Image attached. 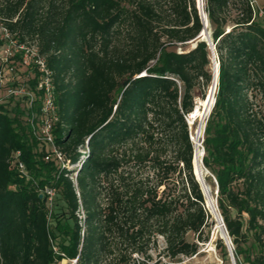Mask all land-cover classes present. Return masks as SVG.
I'll use <instances>...</instances> for the list:
<instances>
[{
  "label": "trees",
  "instance_id": "16d2710c",
  "mask_svg": "<svg viewBox=\"0 0 264 264\" xmlns=\"http://www.w3.org/2000/svg\"><path fill=\"white\" fill-rule=\"evenodd\" d=\"M259 11L249 0L204 3L218 83L202 166L236 264H264ZM0 20L19 43L35 42L52 72V134L68 161L60 168L45 160L24 99L11 97L13 109L0 104V264H132L134 254L149 258L158 236L168 258L195 255L187 235L201 238L211 217L186 116L196 86L213 79L196 0H0ZM19 60L15 70L26 79L10 85L35 92L38 73ZM16 151L27 175L11 164ZM45 187L55 192V209ZM216 247L229 261L222 239Z\"/></svg>",
  "mask_w": 264,
  "mask_h": 264
},
{
  "label": "built area",
  "instance_id": "2783aa9c",
  "mask_svg": "<svg viewBox=\"0 0 264 264\" xmlns=\"http://www.w3.org/2000/svg\"><path fill=\"white\" fill-rule=\"evenodd\" d=\"M202 8L204 9V0H201ZM250 5H256L257 0H249ZM259 16L264 15V12L259 11ZM0 87H7L5 96L21 98L26 102V106L30 111L28 121L32 129L34 138L46 147L45 160H54L60 168L68 167V161L65 159L62 152L54 144V136L52 129L57 122V105L55 102V87L52 79V72L46 66L44 59L40 56L35 45L27 43H19L13 35L8 31L5 24L0 21ZM20 55L18 63L23 66L28 72L37 71L38 79L35 86V92L26 88L25 84L18 83L15 86H7L8 82L14 83L15 77V57ZM0 97V104L2 103ZM36 107V109H35ZM87 147V142L85 143ZM11 164L18 171L27 175L24 163L20 160V152L16 151L11 159ZM75 179V174L71 176ZM42 193L46 195L49 204H52L55 192L53 189L45 187ZM71 264H75L73 260Z\"/></svg>",
  "mask_w": 264,
  "mask_h": 264
},
{
  "label": "rangeland",
  "instance_id": "374dc122",
  "mask_svg": "<svg viewBox=\"0 0 264 264\" xmlns=\"http://www.w3.org/2000/svg\"><path fill=\"white\" fill-rule=\"evenodd\" d=\"M204 3H205V0H204ZM196 6H197V1H196ZM256 7L258 9L264 10V0H257ZM27 44L36 46L35 42H32V41H27ZM192 46L193 45L191 44L190 47ZM182 49L183 48L178 47L177 51L182 52ZM0 53H1V46H0ZM210 69H212V64H211ZM15 75L21 80L26 79V76H27L21 69H18ZM7 84H8L7 85L8 87L11 86L10 82H8ZM6 89L7 87H0V97L3 103H5L9 107V109H13L17 101L11 97L5 96ZM207 91H208V88H205L202 82H200L196 86L194 90V109L196 106H199L200 101L203 98V95L204 94L206 95ZM206 119H207V115L204 116L203 118L199 117L193 123H190L189 115L186 116V121H187L189 130H190L191 139L192 137L196 138L197 136H199L200 140L203 139V135H204L203 126L205 124ZM200 130H201V134H200ZM206 175H208L207 172L203 170V176H206ZM209 187H210V195L211 197H213L215 201L216 200V189H214L211 186ZM54 204H55V201L53 197L51 207L55 209ZM205 208L211 218L208 220L207 225L203 228V231L200 235L201 238H198V236L193 233H188L187 235V240L190 242H195L198 246V249L195 255L178 256L173 259L168 258L165 253V248H166L165 239L163 237L158 236L156 237L155 241L152 240L150 243L149 251L147 253V256L149 258H147L146 256L134 254L132 256L133 260L131 261V263L132 264H231L230 260L224 262L220 256V253L216 247L217 240L222 237L221 232L219 230V225L216 221V217L208 210L206 202H205ZM218 214L219 212L217 211V215ZM79 217H82V215L80 214ZM67 263L68 262L65 260L62 262V264H67Z\"/></svg>",
  "mask_w": 264,
  "mask_h": 264
},
{
  "label": "water",
  "instance_id": "95a60500",
  "mask_svg": "<svg viewBox=\"0 0 264 264\" xmlns=\"http://www.w3.org/2000/svg\"><path fill=\"white\" fill-rule=\"evenodd\" d=\"M196 1H197V9H198L199 15L201 17L202 23L204 25L203 30H202V32L199 35V40L200 41H205L207 43V45L210 47L211 53H212V70L214 71V75H213V79H214V86H213L214 102L212 104V108H213L214 103H215V93H216V88H217V84H215L216 76H217V83H218V62L216 61V56H215V53H214V47H213L212 41H211V32L208 29L209 23H208L207 15L204 12V9L202 8L201 0H196ZM192 45H193L192 47H195L196 44L193 43ZM212 108L207 113V119H208V117L210 115V112H211ZM207 119H206V121H207ZM206 121H205V124L203 126V131L205 129ZM191 140H192V142L194 144V154H193V160H192L193 170H194V164H195V154L197 152L198 146L201 147V151H202V153L200 154L201 157L199 159L198 166H197V172L194 170V176L196 177V180L198 181V183L200 185V188L202 190V193L204 195V199H205V202H206L207 195H210V187L205 183L204 176H203V170H204V168L202 166V158H203V155H204V150H203V147H202L203 139L200 140L199 136H197L196 137V142L193 141V139H191ZM216 195H217V192H216ZM214 202H215V207L217 209L216 200ZM216 221L220 222V224H218V225L223 227L224 232H223L222 237L220 239H222L224 241V243H225V245L227 247V250H228V253H229V257H230V262H231V264H236L234 256H233V252H232V245H231V242H230V238L228 237L226 228L224 226V223H223V220H222V217H221L220 214L216 218Z\"/></svg>",
  "mask_w": 264,
  "mask_h": 264
},
{
  "label": "bare ground",
  "instance_id": "6f19581e",
  "mask_svg": "<svg viewBox=\"0 0 264 264\" xmlns=\"http://www.w3.org/2000/svg\"><path fill=\"white\" fill-rule=\"evenodd\" d=\"M212 73L214 75V71L213 70H212ZM215 84H217V76H216V79H215ZM213 86H214V79H212V82H211V84H210V86L208 88V91H207L205 97L200 101L199 106H196L195 109L189 114V122L190 123H193L199 117L203 118L204 116H206L207 113L212 108V104L214 102ZM201 130H200V134H201ZM197 131H199V130H197ZM192 139H193V141L196 142V138L195 137H192ZM201 153H202L201 148H199V146H198L197 152L195 154V164H194V170L196 172H197L198 162H199V159L201 157V155H200ZM206 205H207L208 210L217 218L218 217L217 216V211L218 210H216L215 202H214L213 197H211V195H207V197H206ZM217 223L220 224V222H217ZM219 230H220L221 235H222L224 230H223V227L220 226V225H219Z\"/></svg>",
  "mask_w": 264,
  "mask_h": 264
}]
</instances>
